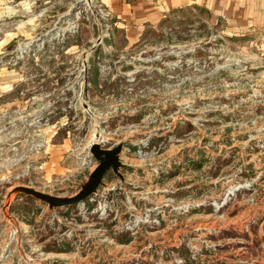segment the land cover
<instances>
[{
	"label": "rangeland",
	"instance_id": "374dc122",
	"mask_svg": "<svg viewBox=\"0 0 264 264\" xmlns=\"http://www.w3.org/2000/svg\"><path fill=\"white\" fill-rule=\"evenodd\" d=\"M192 6L131 38L101 0H0V264H264V0ZM92 144L124 166L83 203L16 192L75 195Z\"/></svg>",
	"mask_w": 264,
	"mask_h": 264
},
{
	"label": "crops",
	"instance_id": "0c3cea01",
	"mask_svg": "<svg viewBox=\"0 0 264 264\" xmlns=\"http://www.w3.org/2000/svg\"><path fill=\"white\" fill-rule=\"evenodd\" d=\"M102 4L111 8L117 18L132 24L127 30L128 36L133 38L141 35L144 23L159 21L164 13L171 9L182 8L186 5L207 7L212 13L221 15H235V13L254 6L255 0H101ZM254 8V7H253Z\"/></svg>",
	"mask_w": 264,
	"mask_h": 264
},
{
	"label": "water",
	"instance_id": "95a60500",
	"mask_svg": "<svg viewBox=\"0 0 264 264\" xmlns=\"http://www.w3.org/2000/svg\"><path fill=\"white\" fill-rule=\"evenodd\" d=\"M91 0H88L90 2ZM101 39H99V42ZM123 145L119 144L115 148H103L100 144H92L90 154L98 162L95 170L90 174L80 190L73 196L59 197L36 191L28 187H19L16 192H25L39 199L52 209H65L77 206L86 201L90 196L96 194L99 187L104 185V176L110 170L119 174V170L124 166L121 161Z\"/></svg>",
	"mask_w": 264,
	"mask_h": 264
},
{
	"label": "trees",
	"instance_id": "16d2710c",
	"mask_svg": "<svg viewBox=\"0 0 264 264\" xmlns=\"http://www.w3.org/2000/svg\"><path fill=\"white\" fill-rule=\"evenodd\" d=\"M189 11H192V10H196L198 12H200L201 14H205L207 16V19L210 18V13L203 7H199V6H192L191 8L188 9ZM186 10H184L183 8L181 9H176V10H172L170 12L169 15H166L164 19H162V21L160 22L159 24V27L161 29H164V28H169L171 30H173V28H175V26H172V17H175V16H178V17H184L183 13H185ZM121 30H119L118 28H113L112 32H120ZM201 167V163L199 164L198 168Z\"/></svg>",
	"mask_w": 264,
	"mask_h": 264
}]
</instances>
